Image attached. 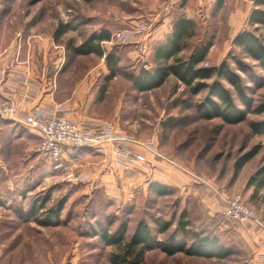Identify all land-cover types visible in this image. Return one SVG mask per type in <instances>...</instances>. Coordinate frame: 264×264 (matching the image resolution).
I'll return each mask as SVG.
<instances>
[{
  "label": "rangeland",
  "instance_id": "obj_1",
  "mask_svg": "<svg viewBox=\"0 0 264 264\" xmlns=\"http://www.w3.org/2000/svg\"><path fill=\"white\" fill-rule=\"evenodd\" d=\"M200 1H182L168 14L164 13L165 0H0V45L21 35L53 38L65 52L64 81L70 84L83 78L85 87L91 89H86L88 96L93 94L92 116L115 121L131 140L126 151L119 147L109 161L83 157L71 162L66 153L57 166L43 152L42 139L34 144L29 138L0 132V264H114L117 248L97 236L100 226L111 233L124 227L129 240L143 221L161 243L180 242L183 235L178 224L189 221L188 230L217 236L235 250L227 259H211L183 253L171 256L157 245L146 251V264H253L252 252L237 232L249 221H234L223 212L230 198L240 197L258 213L262 222L258 227L264 228V187L257 193L249 184L264 166V135H255L251 126L264 121V113L255 111L264 103V70L234 44L244 28L263 39L264 31L247 23L252 0H223L221 7L219 0ZM181 17L196 26L195 37L182 56L211 43L202 66L226 62L242 76L250 110L222 80L238 108L248 112L242 123L204 119L197 107L208 91L193 95L173 76L153 91L138 92L133 86L130 74L153 66L156 47ZM102 31L112 34L109 42H103V57L73 54L72 48ZM113 51L121 63L116 76L109 78L105 57ZM238 62L250 71L239 69ZM131 144L142 147L143 156L152 162L140 161ZM253 151L257 152L253 159L237 170L244 155ZM141 163L140 171L137 164ZM84 165L93 169L74 172ZM157 174L172 183L163 184L171 194L153 192V185L159 183L150 179ZM61 202L59 223L38 222L45 221L42 212L56 209ZM41 205L44 209L34 215V207ZM162 222H171L168 232L158 231Z\"/></svg>",
  "mask_w": 264,
  "mask_h": 264
},
{
  "label": "trees",
  "instance_id": "obj_2",
  "mask_svg": "<svg viewBox=\"0 0 264 264\" xmlns=\"http://www.w3.org/2000/svg\"><path fill=\"white\" fill-rule=\"evenodd\" d=\"M223 0H219L218 5L221 7ZM257 7H264V0H256ZM249 24L258 26L264 31V9H254ZM173 31L167 36L165 41L160 43L154 52V64L151 68H139L138 72L130 74L129 78L133 82V86L139 92L153 91L162 87L170 77H175L182 84L190 88L193 95H198L202 91H208V96L203 103L197 107L199 113L206 120L219 118L226 124H239L247 119L248 112L252 107L251 100L246 97L245 85L242 76L232 69L226 62L219 66L205 67L202 64L208 57V52L211 48V43L197 46L193 52L185 57L182 53L188 49L189 40L195 37L196 26L193 20L186 17H181L176 20L173 26ZM111 32L102 31L94 32L80 46L72 48L75 55H97L103 57L105 51L103 42H109ZM234 44L242 48L252 60L259 62L264 70V39L259 37L251 30L239 32L234 38ZM108 61L110 69V77L114 78L119 71L121 57L116 52H110L105 57ZM239 69L250 71V68L242 62H238ZM222 80L227 81L239 98H242L247 110H241L236 105L235 99L232 96L231 89L222 83ZM258 113H264V103L259 105L256 110ZM252 130L255 135H264V121H256L252 123ZM257 152L253 151L246 155L240 164L237 165V170L242 168L243 164L253 159ZM250 186H254L258 193L260 188L264 187V166L261 167L258 173L251 179ZM153 192L156 195H168L171 191L163 185H153ZM44 205L32 210L33 214H39L44 209ZM64 208V203H59L56 209L47 210L43 215V220L38 222L53 225L60 222L61 212ZM190 222L181 221L178 224L183 238L177 243H161L157 241V235L146 222H140L135 227L133 234L126 240L125 228H120L114 233L109 232L108 228L100 226L97 236L101 237L106 244L116 247L117 253L113 257L114 264H146L145 253L153 249L157 245L164 246L168 255L183 253L186 256L204 257V258H220L227 259L234 254V248L227 247L219 237L207 234L203 231L196 232L188 230ZM171 222H162L158 228L161 233L168 232L171 228ZM158 233V232H157Z\"/></svg>",
  "mask_w": 264,
  "mask_h": 264
},
{
  "label": "crops",
  "instance_id": "obj_3",
  "mask_svg": "<svg viewBox=\"0 0 264 264\" xmlns=\"http://www.w3.org/2000/svg\"><path fill=\"white\" fill-rule=\"evenodd\" d=\"M182 1L183 3L184 1L192 2V0ZM251 4L253 6H248V25H250L249 21L254 9L258 8L256 0H252ZM244 30L247 29L244 28L241 31ZM65 64V52L63 48H60L54 42L53 38L38 35L33 38L21 35L17 38H10L4 45H0V102L10 101L16 110L12 117L0 118V132H5L4 134L12 138H29L32 143L39 144L42 138L41 135L26 125L25 120L27 117L38 118L46 114L56 113L58 116L78 124L90 133L108 132L113 137H125L126 135L118 130L115 121L92 116L90 107L93 94L91 96L87 94V90L91 91V89H87V84L85 87L83 78L70 84L64 81L66 75ZM119 146L113 140H109L97 144L96 147L83 150L64 147L63 157L65 158L67 153L66 157H69L67 160H71V162L76 161V158L83 157H101L109 161V159L114 158L115 150L119 151ZM130 146L140 161H143L146 165L152 162L149 156H143L145 150L142 147L133 144ZM137 165H140L141 171L142 163ZM137 165L133 167H137ZM112 166L119 167L116 164H112ZM92 169L89 165H84L74 172L84 174ZM109 169H111L110 166ZM134 172L142 177L141 172L135 170ZM163 178L165 176L160 178L157 174L152 180L150 179V182L167 186L172 184ZM203 194L200 195L201 200L206 204L208 200L205 199L206 196ZM195 195L197 194L195 193ZM209 214L211 213L209 212ZM240 227L237 232L246 241L252 252V263L264 264L262 257L264 255V228L251 222Z\"/></svg>",
  "mask_w": 264,
  "mask_h": 264
},
{
  "label": "built area",
  "instance_id": "obj_4",
  "mask_svg": "<svg viewBox=\"0 0 264 264\" xmlns=\"http://www.w3.org/2000/svg\"><path fill=\"white\" fill-rule=\"evenodd\" d=\"M181 1L165 0L164 13H173L172 11ZM15 112V106L10 101L0 104V118L12 117ZM25 123L41 135L43 152L57 166L62 165L64 147L83 150L85 148L96 147L97 144L105 141L113 140V142L120 145L119 147L122 150L126 151L128 142H131L127 136L113 137L108 132L90 133L78 124L64 117H60L56 113L46 114L38 118L27 117ZM128 156L131 158L129 153ZM223 213L229 219L231 218L237 222L249 221L257 226L262 225L258 213L245 205L240 197L230 198ZM262 257L264 260V255Z\"/></svg>",
  "mask_w": 264,
  "mask_h": 264
}]
</instances>
